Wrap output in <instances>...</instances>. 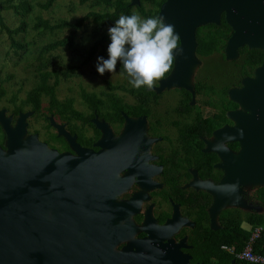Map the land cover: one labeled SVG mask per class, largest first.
I'll list each match as a JSON object with an SVG mask.
<instances>
[{
  "label": "water",
  "instance_id": "obj_1",
  "mask_svg": "<svg viewBox=\"0 0 264 264\" xmlns=\"http://www.w3.org/2000/svg\"><path fill=\"white\" fill-rule=\"evenodd\" d=\"M138 4L139 0L130 2L131 6ZM222 14L232 30L224 50L226 61L237 59L244 46L264 51V0H165L157 17L174 26L182 53L174 59L169 76L159 81L156 93L174 88L193 93L192 74L200 64L195 55L196 30L219 25ZM230 95L245 111L231 113L236 126L224 131L239 143L238 157L222 165L225 177L217 187L194 184L213 197L209 210L212 230L219 228L221 211L245 210L243 187L264 186V63ZM28 116L20 114L11 126L0 112L6 135V150L0 148V264H102L111 239L104 224L106 211L117 206L109 193V180L140 146L147 147L139 132L145 120L126 118L124 136L113 139L108 125L95 119L93 124L103 135L94 152L80 148L75 137L50 118L57 135L78 156L73 157L50 150L36 134L28 135ZM131 135L135 139L129 140ZM183 223L175 213L166 227L167 237ZM184 242L174 245V255H166L168 264H190L189 256L178 251Z\"/></svg>",
  "mask_w": 264,
  "mask_h": 264
},
{
  "label": "flooded vegetation",
  "instance_id": "obj_2",
  "mask_svg": "<svg viewBox=\"0 0 264 264\" xmlns=\"http://www.w3.org/2000/svg\"><path fill=\"white\" fill-rule=\"evenodd\" d=\"M4 1L0 0L1 9ZM199 66H203V63ZM253 75L254 72L246 78H253ZM218 76H231L233 79L236 74L232 70L228 75L225 72ZM226 80L228 82L229 79ZM206 82L214 81L208 79ZM158 85L159 82L151 89L158 96L155 101L149 102L151 109L148 114L131 116L122 112V123L118 128L99 119L97 115L90 119L92 125L95 119L107 124L113 139L124 136L126 118L131 121L144 119V127L139 132L141 139L143 137L147 144L146 148L140 146L132 153L129 163L121 166L109 180V193L117 206L106 211L104 224L112 241L107 240L108 256L106 255L102 264H168L166 255H174V245L183 239V247L178 249L181 256H189L190 264H203L190 255L193 246L189 244L188 238L197 226L196 219L204 224L205 217L201 207L207 197L211 199L207 210L209 219L213 197L206 190L196 188L194 184L209 183L217 187L225 177L222 165L228 160H236L240 151L239 143L232 139L231 133L224 131L236 126L235 121L230 118L231 113H245L230 97L231 90L241 89V82L239 86L223 91L221 96L225 101L216 95H206L197 88L196 81L191 84L193 93L183 88L156 93ZM182 91L184 93L181 94ZM165 92H172L174 95L170 104L164 103L162 95ZM209 97L214 98L212 103L208 102ZM3 98L0 100V112L4 118L10 119V125L15 126L20 114H29L26 119L27 134H36L39 142L46 144L50 150L78 157L66 140L57 135V130L50 125V118L56 124L63 125L70 136L75 137V143L80 148L94 152L99 150L95 143L101 139L103 133L95 126L83 127V135H80L79 130L69 132L66 124H61L50 116L48 132L44 123L36 125L34 121L30 122V111L15 114L13 105L11 108L1 106ZM53 135L63 139L66 147L53 141ZM128 139L135 137L131 135ZM5 143L6 135L0 126V148L3 150H6ZM251 195L248 196L250 200ZM175 213L186 223L180 224L177 232L167 237L166 227Z\"/></svg>",
  "mask_w": 264,
  "mask_h": 264
},
{
  "label": "trees",
  "instance_id": "obj_3",
  "mask_svg": "<svg viewBox=\"0 0 264 264\" xmlns=\"http://www.w3.org/2000/svg\"><path fill=\"white\" fill-rule=\"evenodd\" d=\"M57 1L58 0H48L47 8L55 5ZM87 1L98 4L100 10L89 13L86 18L93 24V33L95 39L97 38V42L91 50L88 51L87 59L84 63H87V61L95 55L98 48L104 55H107V46L110 42L107 30L120 15H130L132 12H136L142 18L158 16L160 6L165 2V0H139L138 5L131 6L130 0H79L80 4H84ZM2 10L13 12L15 16L20 18V25L17 28H10L0 16V34H6L11 49L23 51V54H25L29 45L23 40L21 41L18 36L27 32L25 19L32 11V4L27 0H5ZM80 23L82 22L78 21V25ZM67 25L68 24L63 20L52 24L49 20H42L38 17L37 23L33 28L35 30L52 33L62 30V28ZM231 34L232 30L226 24L223 14L220 17L219 25H203L197 28L195 33L197 45L195 49L196 57L204 61L213 56H219V62L222 64V66L219 64V68L215 69L214 76H202V80H205L204 83L197 78L196 86L199 90L204 91L206 95H216L222 101H225L221 96V94H224L223 91L226 92L230 87L239 86L244 78L251 76L256 68L264 63V51L249 49L246 46L238 50L237 59L226 61L224 50ZM58 49H67L72 55H80L82 53V48L73 42L72 36L49 43L39 50V53L47 54ZM37 60L39 66L36 68V73L34 74L35 83L33 87L27 92L24 100L18 101L14 95L11 101L15 114L20 111H30L32 113L30 122L34 121L36 125L44 123V127L47 131L50 128L48 121L50 116H53L59 123L66 124V128L69 132L79 130L80 135H83V127L90 126L94 128L90 119L95 115L111 126L118 128L122 123V112L131 116L148 114L151 109L149 102L151 100L155 101L158 96L147 88L135 89L131 85L130 89L126 91L132 98L130 102L124 101L113 93L88 94L83 92L81 99L87 112H82L75 107L74 100H60L56 95L57 87L61 81H66L71 74H58L57 71L59 70H56L57 67L54 64L50 66L47 59L43 60L39 57ZM120 67L122 68V66ZM48 69H51V72H49ZM69 70L70 73H73L72 68H69ZM232 70L236 74V77L233 79L231 76H226L225 78H220L218 76L220 73L224 75L225 72L226 75H228ZM169 73H167L165 77H167ZM12 78L13 76L8 74L6 75L5 81H10ZM208 79L214 82H206ZM226 79H229L228 82ZM3 82L4 81L0 80V100L6 94L2 87ZM216 92L219 93L216 94ZM182 93L184 92L182 91L181 94ZM213 100L214 98L209 97L208 102L212 103ZM76 122L79 123L80 127ZM97 136H99L98 133ZM52 139L55 142H59L62 147H66V143H64L63 139H58L55 135H53ZM251 200L257 203L264 211V186L253 191ZM210 204L211 199L207 197L206 200L203 201L201 207L205 217L204 224L196 219L197 226L189 234V244L193 246L190 255L195 261L203 262V264H230L231 261L234 260L237 264H248L238 260L234 255L223 250L222 247L233 248L235 253L241 252L248 241L251 230L256 227H260L262 233L260 238L255 242L253 251L256 254L264 255V214L247 212L238 208L225 209L220 212L217 218V225L219 228L217 230H212L207 214ZM244 224L248 226V229H244Z\"/></svg>",
  "mask_w": 264,
  "mask_h": 264
},
{
  "label": "rangeland",
  "instance_id": "obj_4",
  "mask_svg": "<svg viewBox=\"0 0 264 264\" xmlns=\"http://www.w3.org/2000/svg\"><path fill=\"white\" fill-rule=\"evenodd\" d=\"M32 4V11L26 17V33H22L18 38L29 47L27 52L15 51L11 49L10 42L5 33L0 34V80L6 94L3 98V107L12 106L11 100L16 96L17 100H24L27 92L33 87L34 74L39 66L38 58L48 60V64L55 65L58 74H71L66 81H61L57 87L56 95L58 99H72L75 102V107L87 112L86 107L82 103V93H97V94H115L126 102L131 101L130 94L126 91L130 89V84L126 75L123 74V69L117 64L116 72L113 74L105 72L103 76L96 71V61L98 56L104 55L98 48V51L87 63L88 51L95 45L97 38L93 33V24L89 19H86L89 13L100 10L98 4L92 1H87L80 4L79 0H58L55 5L47 8L48 0H27ZM0 16L3 18L6 25L10 28H17L20 25V18L15 16L11 11L2 10L0 7ZM49 20L52 24L63 20L68 25L62 30L52 33L35 30L33 27L37 23V18ZM78 21H81L78 25ZM72 36L73 42L82 48L80 55H72L67 49H58L47 54H40L44 46L55 40H63ZM21 56V57H20ZM198 60V59H197ZM203 66H199L193 70L191 84L197 80H202V76H214L215 69L219 68V56L200 61ZM222 66V64H220ZM69 68H72L73 73H70ZM51 72V69H48ZM71 71V72H72ZM201 73V76H200ZM11 74L13 78L10 81H5L6 75ZM123 88V89H122ZM163 100L165 104H170L173 99L172 92H165ZM36 127V126H35ZM256 186H245L242 189V197L246 203L244 211L264 214L263 209L254 201L248 199V196L256 189ZM244 229H248L246 224Z\"/></svg>",
  "mask_w": 264,
  "mask_h": 264
},
{
  "label": "clouds",
  "instance_id": "obj_5",
  "mask_svg": "<svg viewBox=\"0 0 264 264\" xmlns=\"http://www.w3.org/2000/svg\"><path fill=\"white\" fill-rule=\"evenodd\" d=\"M107 58L98 56L96 71L116 72L123 68L128 83L135 89H153L170 72L174 59L182 53L174 26L157 16L138 13L120 15L107 30Z\"/></svg>",
  "mask_w": 264,
  "mask_h": 264
},
{
  "label": "built area",
  "instance_id": "obj_6",
  "mask_svg": "<svg viewBox=\"0 0 264 264\" xmlns=\"http://www.w3.org/2000/svg\"><path fill=\"white\" fill-rule=\"evenodd\" d=\"M261 233L262 229L260 227L253 228L243 250L239 253H235L233 248L222 247V249L248 264H264V255L256 254L253 251L254 244L260 238Z\"/></svg>",
  "mask_w": 264,
  "mask_h": 264
}]
</instances>
